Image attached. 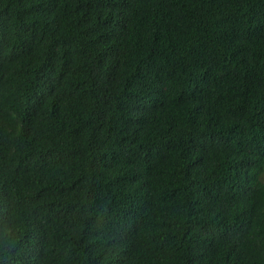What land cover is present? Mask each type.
<instances>
[{"label": "trees", "instance_id": "obj_1", "mask_svg": "<svg viewBox=\"0 0 264 264\" xmlns=\"http://www.w3.org/2000/svg\"><path fill=\"white\" fill-rule=\"evenodd\" d=\"M0 264H264V0H0Z\"/></svg>", "mask_w": 264, "mask_h": 264}]
</instances>
